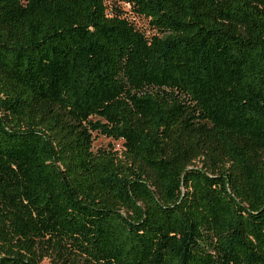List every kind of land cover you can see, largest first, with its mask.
I'll list each match as a JSON object with an SVG mask.
<instances>
[{
    "label": "trees",
    "instance_id": "16d2710c",
    "mask_svg": "<svg viewBox=\"0 0 264 264\" xmlns=\"http://www.w3.org/2000/svg\"><path fill=\"white\" fill-rule=\"evenodd\" d=\"M43 260L264 264V0H0V264Z\"/></svg>",
    "mask_w": 264,
    "mask_h": 264
},
{
    "label": "rangeland",
    "instance_id": "374dc122",
    "mask_svg": "<svg viewBox=\"0 0 264 264\" xmlns=\"http://www.w3.org/2000/svg\"><path fill=\"white\" fill-rule=\"evenodd\" d=\"M105 2L108 4L111 2V0H105ZM124 10L128 11V7H124ZM129 16L128 19L140 30H148L147 21L142 18H136L132 17L129 13H127ZM95 119H93L94 121ZM93 137V143L92 147L93 150L97 149H108L110 146H113L114 149L120 150L121 149V142L120 141H112L104 136L99 135L98 133H92ZM41 264H50L48 260H43Z\"/></svg>",
    "mask_w": 264,
    "mask_h": 264
}]
</instances>
